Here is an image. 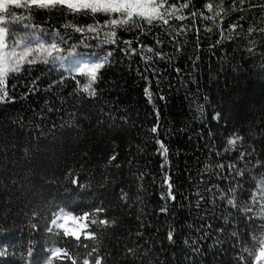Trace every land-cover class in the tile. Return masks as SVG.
I'll use <instances>...</instances> for the list:
<instances>
[{
    "label": "trees",
    "instance_id": "obj_1",
    "mask_svg": "<svg viewBox=\"0 0 264 264\" xmlns=\"http://www.w3.org/2000/svg\"><path fill=\"white\" fill-rule=\"evenodd\" d=\"M165 8L162 18L134 16L84 36L64 25L74 15L77 24L91 19L67 9L24 21L38 25L35 35L46 43L63 34V53L106 60L95 96L80 91L84 76L73 79L51 63L22 72L14 91L7 81L12 101L0 103V251L7 254L0 264H47L55 248L68 255L53 264H236L250 226L264 223L251 219L264 198L249 219L221 199L235 188L247 200L264 175V0H167ZM110 31L132 44L108 43ZM61 208L88 213L93 238L51 228ZM28 247L31 256L20 259Z\"/></svg>",
    "mask_w": 264,
    "mask_h": 264
},
{
    "label": "snow or ice",
    "instance_id": "obj_2",
    "mask_svg": "<svg viewBox=\"0 0 264 264\" xmlns=\"http://www.w3.org/2000/svg\"><path fill=\"white\" fill-rule=\"evenodd\" d=\"M167 2V0H164ZM164 2L156 5V0H0V13L6 15H0V103H7L12 101V96L10 95V89L8 87L7 81L11 79L13 81L11 90L14 91L15 83L17 78L23 79L20 74L22 72L28 73L32 70V66L37 63H43L47 65L49 60L47 57L52 59H59V57L53 56V53H59L62 48L59 46L61 43H66L64 40V35L61 33H53V40L50 42L49 47L45 48L43 43L39 47H32L34 43L41 40L40 36L35 35V28L38 25L33 23H24L25 20L34 21L35 13L37 11H51L67 9L73 14H79L84 17L91 19L90 24H77L78 16L74 15L72 23L64 25L65 28L74 27V31L81 33L84 36L85 33L99 32L103 28L107 27L109 29L116 28L122 24H128L134 16L144 17L148 12H155L157 7H163ZM175 3V0H171ZM149 5H153L149 8ZM187 7V5H185ZM211 7V5H209ZM21 9L22 13H17L15 10ZM100 14H103L101 16ZM114 14L126 15V19L114 18ZM195 15V13H193ZM167 23V21H165ZM14 24H20L24 29L29 31L21 36L17 28L13 27ZM128 30V29H126ZM41 32L48 34L47 29H41ZM111 39L107 42L112 44L126 43L131 45V41L117 39V33L115 31H110L107 33ZM59 37V41L56 40ZM88 38V37H85ZM72 47H75L73 45ZM85 47H91V45H85ZM17 49H21L17 51ZM148 51H153L152 48H148ZM46 57L42 60H38L37 56L45 54ZM111 55V52L108 53ZM104 63H96L92 65L84 64L82 67L73 69L72 78L76 79L77 75H82L87 77V83H83L77 80V85H82L80 91L87 93L89 96H95L97 94V89L95 85L99 80L100 70L104 67ZM34 85V81H33ZM31 90V89H30ZM146 93L148 90H145ZM151 98V93H148ZM156 129L154 128L153 131ZM229 144H235L234 140H230ZM161 148L167 153V148L161 145ZM115 159V156L112 157ZM223 167V165H221ZM242 175V173H239ZM253 179H256L253 177ZM258 187L252 190H248V199L243 200L237 195L235 188H229L228 192L231 196L225 193L221 196V199H226V202L237 209V211L243 212L245 219H249L248 213L252 212L253 206L262 198H264V175H261L258 180ZM243 188V185H240ZM169 189H171V184H169ZM169 196L172 195L171 191L168 193ZM174 198V197H173ZM166 210V209H162ZM73 210L65 208L60 209L59 215L52 219V224L56 225L57 220H63L67 218L78 219V217H71V212ZM96 212L103 211L101 208H97ZM88 213H84V217H88ZM251 219L264 220V204H260L259 211L256 216ZM92 223L107 224L108 221L100 219L97 221L95 217L91 220ZM63 228L65 236H73L75 239L79 240L80 235L76 232H70L67 227L62 224L57 225ZM35 227V225H33ZM49 232L52 231L51 228L48 229ZM232 237H240V233L233 230L231 233ZM88 239H92V236H86ZM169 240L172 239V234L169 233ZM87 247V245H85ZM236 247V245H234ZM257 247L259 251H257ZM95 251V249H93ZM49 257L47 258V264H53V260H58L61 257V249L55 248L49 250ZM5 251H0V256L6 255ZM32 249L28 247L25 253H22L20 259H24L25 256H31ZM67 256V252L63 253ZM91 255V252L88 253ZM255 258V264H260L261 260L264 259V223L259 226L251 225L249 229V238L245 239L243 244L240 246V254L236 256V264H252V258ZM71 257H69L70 259ZM72 264H76L73 260ZM83 264H90L88 259L83 260ZM92 264H101L100 259H95Z\"/></svg>",
    "mask_w": 264,
    "mask_h": 264
},
{
    "label": "rangeland",
    "instance_id": "obj_3",
    "mask_svg": "<svg viewBox=\"0 0 264 264\" xmlns=\"http://www.w3.org/2000/svg\"><path fill=\"white\" fill-rule=\"evenodd\" d=\"M162 2H164V0H156V5H159ZM165 4H166V2H164V6L163 7H157V9H156L155 12H148V13H146L144 17L149 18V19L162 18L163 15H164V9H166L165 8ZM152 7H153V5H149V8H152ZM0 15H1V13H0ZM124 16H126V15H124ZM20 35L21 36H24L25 34H20ZM41 43H43V45H44L45 48L49 47V45H50V43H46L43 40H39L36 43H34L32 45V47H39V45ZM20 50L21 49H17V51H20ZM53 56L59 57V59H52L51 57H47V59L49 60V63L54 64V65H57V66H61L64 69L69 70L70 72H72L73 69L82 67L84 64L92 65V64H96V63H104L105 60H106V57L103 56V55L77 53L74 50H69L66 53H63L62 51L59 52V53H55L54 52L53 53ZM45 57H46V53L37 56V59L38 60H42ZM84 83H87V77L86 76H84ZM59 213H60V211H57L54 214L55 217L53 215L54 219L59 215ZM71 217H75V216L71 215ZM63 220H65V219H63ZM71 220L74 223H79L80 225H82V229H81L79 235H81V236H88V233H86V230H87V221H86V218L85 217L80 216V217H78V219H75L74 220V219L71 218ZM74 223H71L70 224V227L71 228L74 227L73 226ZM57 225H60V223L57 222L56 225H53L52 224L51 225V228H53V229H62L63 230L62 227H58ZM71 228H70V230H71ZM61 253H64V252L61 251Z\"/></svg>",
    "mask_w": 264,
    "mask_h": 264
},
{
    "label": "bare ground",
    "instance_id": "obj_4",
    "mask_svg": "<svg viewBox=\"0 0 264 264\" xmlns=\"http://www.w3.org/2000/svg\"><path fill=\"white\" fill-rule=\"evenodd\" d=\"M57 222H59L60 223V225L62 224L64 227H67L68 229H69V231H71V232H76V233H80V231H81V229H82V225H80L79 223H74L72 220H71V218H67V219H65V220H60V219H58L57 220ZM71 223H74L73 224V228H71L70 227V224ZM70 228H71V230H70Z\"/></svg>",
    "mask_w": 264,
    "mask_h": 264
},
{
    "label": "water",
    "instance_id": "obj_5",
    "mask_svg": "<svg viewBox=\"0 0 264 264\" xmlns=\"http://www.w3.org/2000/svg\"><path fill=\"white\" fill-rule=\"evenodd\" d=\"M51 225H52V224L50 223V227H51ZM61 251H62V250H61ZM61 254H63V253H61Z\"/></svg>",
    "mask_w": 264,
    "mask_h": 264
}]
</instances>
